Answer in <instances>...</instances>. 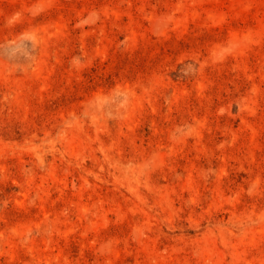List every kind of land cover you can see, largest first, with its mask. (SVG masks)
<instances>
[{
    "label": "rangeland",
    "instance_id": "374dc122",
    "mask_svg": "<svg viewBox=\"0 0 264 264\" xmlns=\"http://www.w3.org/2000/svg\"><path fill=\"white\" fill-rule=\"evenodd\" d=\"M0 264H264V0H0Z\"/></svg>",
    "mask_w": 264,
    "mask_h": 264
}]
</instances>
